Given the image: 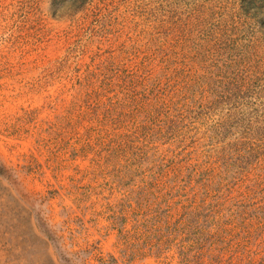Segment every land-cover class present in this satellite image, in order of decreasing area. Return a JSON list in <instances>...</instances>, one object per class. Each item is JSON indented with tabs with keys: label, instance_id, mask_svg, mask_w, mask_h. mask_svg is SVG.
I'll return each instance as SVG.
<instances>
[{
	"label": "rangeland",
	"instance_id": "374dc122",
	"mask_svg": "<svg viewBox=\"0 0 264 264\" xmlns=\"http://www.w3.org/2000/svg\"><path fill=\"white\" fill-rule=\"evenodd\" d=\"M0 264H264V0H0Z\"/></svg>",
	"mask_w": 264,
	"mask_h": 264
}]
</instances>
